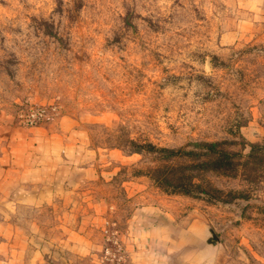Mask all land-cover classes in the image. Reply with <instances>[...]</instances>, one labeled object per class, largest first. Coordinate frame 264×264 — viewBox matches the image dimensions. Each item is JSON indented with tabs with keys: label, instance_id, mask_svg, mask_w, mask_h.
Instances as JSON below:
<instances>
[{
	"label": "rangeland",
	"instance_id": "rangeland-1",
	"mask_svg": "<svg viewBox=\"0 0 264 264\" xmlns=\"http://www.w3.org/2000/svg\"><path fill=\"white\" fill-rule=\"evenodd\" d=\"M45 123L94 176L14 204L0 264H264V0H0V138Z\"/></svg>",
	"mask_w": 264,
	"mask_h": 264
},
{
	"label": "crops",
	"instance_id": "crops-1",
	"mask_svg": "<svg viewBox=\"0 0 264 264\" xmlns=\"http://www.w3.org/2000/svg\"><path fill=\"white\" fill-rule=\"evenodd\" d=\"M75 132L45 123L17 127L0 138V218L18 202L54 198L94 176L84 140Z\"/></svg>",
	"mask_w": 264,
	"mask_h": 264
},
{
	"label": "trees",
	"instance_id": "trees-1",
	"mask_svg": "<svg viewBox=\"0 0 264 264\" xmlns=\"http://www.w3.org/2000/svg\"><path fill=\"white\" fill-rule=\"evenodd\" d=\"M214 147L215 143L207 144V146ZM218 153L213 154L212 156H209L207 158H211V160L215 163L217 167H225L226 164H231V153L227 150L221 149L217 150ZM226 169V168H224ZM190 185H195V183H192L191 181H188Z\"/></svg>",
	"mask_w": 264,
	"mask_h": 264
},
{
	"label": "built area",
	"instance_id": "built-area-1",
	"mask_svg": "<svg viewBox=\"0 0 264 264\" xmlns=\"http://www.w3.org/2000/svg\"><path fill=\"white\" fill-rule=\"evenodd\" d=\"M49 116H47V113L45 112V110L41 109L39 110L36 114H31V117L29 119H27V123L29 125H32L40 120L43 119H48Z\"/></svg>",
	"mask_w": 264,
	"mask_h": 264
}]
</instances>
